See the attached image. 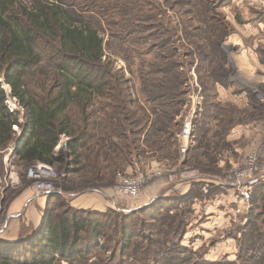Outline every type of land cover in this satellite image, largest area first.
Here are the masks:
<instances>
[{
	"label": "rangeland",
	"instance_id": "obj_1",
	"mask_svg": "<svg viewBox=\"0 0 264 264\" xmlns=\"http://www.w3.org/2000/svg\"><path fill=\"white\" fill-rule=\"evenodd\" d=\"M80 1L98 11L96 0ZM103 1L117 14L116 23L84 13L100 21L109 66L132 79L124 91L131 103L124 108L118 99L126 96L116 94L107 109L97 105L80 144L74 150L63 135L55 148L60 160L46 171L40 164L26 166L12 148L0 151V257L31 256L37 239L23 242L42 227L46 212L51 217L73 208L109 221L110 231L117 229V215L130 214L125 222L137 219L143 237L132 241L144 240L156 253L143 257L144 264H264V238L256 240L264 231V0ZM141 7L142 14L157 7L146 19L160 30L119 41L115 32L124 17L133 20ZM173 61L164 74L163 62ZM175 65L183 83L174 104L166 105L173 117L161 138L150 130L160 99L145 106L142 77L147 85L159 82L173 68L176 81ZM190 113L193 136L183 153L180 133ZM135 176L144 183L140 195L130 197L122 183ZM255 177L262 178L243 200V187ZM43 181L54 188H40ZM255 244L257 257H251L244 248ZM123 252H107L115 258L109 263L136 262V248ZM100 253L62 264H102Z\"/></svg>",
	"mask_w": 264,
	"mask_h": 264
},
{
	"label": "trees",
	"instance_id": "obj_2",
	"mask_svg": "<svg viewBox=\"0 0 264 264\" xmlns=\"http://www.w3.org/2000/svg\"><path fill=\"white\" fill-rule=\"evenodd\" d=\"M96 1L97 12L80 0H0V151L12 148L13 154L26 166L56 165L60 159L55 148L63 135L70 137L75 150L88 132L97 105L106 107L110 98L121 95L126 96L118 99L124 108L131 103L124 91L131 90L132 79L109 66L112 60L106 54V41L98 28L100 21L84 11L115 23L117 14L110 13L107 2ZM110 1L114 5L122 0ZM142 11L141 7L134 12L131 21L127 20V15L124 17L115 32L119 41L132 34L142 36L147 30H160L159 26L151 27L146 19V15H156L157 7L147 9L145 14ZM132 26L136 30L128 31ZM156 54L161 56L157 51ZM172 63L174 61L163 62L164 74L168 71L167 65L173 67ZM177 68L175 65L176 81L173 68L170 77L165 75L159 82L147 85L146 76L142 77L144 105L147 107L150 101L160 99L161 109L153 107L156 117L150 130L161 138L169 134L167 120L173 117L166 105L174 104L183 83ZM207 92L211 96V92ZM116 94L120 95L115 97ZM10 100L16 104L15 108L10 106ZM205 116H208L207 111ZM47 212L42 227L23 242L37 239L34 253L24 259L16 253H3L0 264H62L63 260L70 261L74 257L87 261L94 250L102 251V264H111L115 258H109L107 252L124 250V255L134 248L136 255L132 260L136 262L133 264H144L146 255L147 259L156 258L155 251L148 248L144 240L132 241L143 235L139 232L142 228L137 227V219L125 222L130 214L117 215V229L110 231L109 221L100 222L87 210L69 208L51 217ZM259 227H264V219ZM262 237L264 231L261 233L259 229L256 240L259 242ZM250 242L254 243L252 239ZM258 247L255 244L244 251L257 257Z\"/></svg>",
	"mask_w": 264,
	"mask_h": 264
},
{
	"label": "built area",
	"instance_id": "obj_3",
	"mask_svg": "<svg viewBox=\"0 0 264 264\" xmlns=\"http://www.w3.org/2000/svg\"><path fill=\"white\" fill-rule=\"evenodd\" d=\"M9 102L12 108L16 107V104L13 101L11 102L10 100ZM193 127H194V113H190L187 119L185 120L182 131L180 133V140L183 143L182 145H184L182 147L183 153H187L189 150V143L192 141V136H193L192 134ZM260 150L262 151V155H264V144ZM253 158H256V157H251V159ZM38 164L43 165V167L46 168L43 171H46L48 168H50L47 164H44V163H38ZM51 173L52 171L50 170L47 175L51 176ZM261 178L262 177H255L254 179L250 180L249 185H246L243 187L242 189V199L243 200H247L250 198L251 188L253 187V185L258 184ZM143 183H144V178L142 176L127 177L124 179L122 183V189L128 196L137 197L141 193L140 191H141ZM39 187L45 190H52L54 188L52 182H45V181H43Z\"/></svg>",
	"mask_w": 264,
	"mask_h": 264
},
{
	"label": "crops",
	"instance_id": "obj_4",
	"mask_svg": "<svg viewBox=\"0 0 264 264\" xmlns=\"http://www.w3.org/2000/svg\"><path fill=\"white\" fill-rule=\"evenodd\" d=\"M14 128H15L16 130H18V127H17V126H15ZM14 239H15V238H14Z\"/></svg>",
	"mask_w": 264,
	"mask_h": 264
},
{
	"label": "water",
	"instance_id": "obj_5",
	"mask_svg": "<svg viewBox=\"0 0 264 264\" xmlns=\"http://www.w3.org/2000/svg\"><path fill=\"white\" fill-rule=\"evenodd\" d=\"M21 142V139L18 141V143L17 144H19Z\"/></svg>",
	"mask_w": 264,
	"mask_h": 264
}]
</instances>
